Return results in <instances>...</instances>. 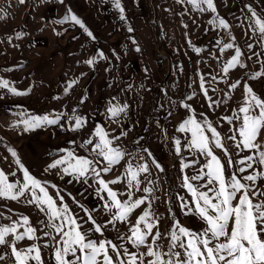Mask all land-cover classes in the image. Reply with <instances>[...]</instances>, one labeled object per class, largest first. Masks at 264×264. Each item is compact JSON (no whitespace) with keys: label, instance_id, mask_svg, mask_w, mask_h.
<instances>
[{"label":"rangeland","instance_id":"obj_1","mask_svg":"<svg viewBox=\"0 0 264 264\" xmlns=\"http://www.w3.org/2000/svg\"><path fill=\"white\" fill-rule=\"evenodd\" d=\"M120 4L123 13L113 0H0V78L26 93L14 95L0 88V170L10 181H23V170L9 151L14 150L58 205L59 197L63 198L70 213L82 223V230L92 227L84 223L87 217L83 209L105 226L103 235L88 233L90 239L111 240L133 252L147 249H136L126 238L119 237L129 234L131 224L150 205V211L159 218L161 236L157 245L161 252H168L174 221L197 233L206 227L198 215L186 214L181 205L191 200L183 177L206 171L204 165L209 158L189 146L191 132L179 131L180 124L194 117L205 130L206 121L217 129L228 155L223 149L214 148V152L225 165L226 176L240 167L236 161L250 154L238 150L235 142L228 139L235 134L239 122L229 123L225 117L236 115L234 110L243 103L244 83L264 99V76L253 78L255 73L264 72V54L253 56L254 52L264 53V47L249 29L251 12L246 7L251 5L258 16L264 17V0H214L215 12L195 9L188 0H120ZM69 10L83 22V28L64 19ZM217 18L226 20L229 28L219 27ZM18 33L23 35L17 39ZM226 43L241 50L240 62L244 65L228 73L223 72V67L235 54V48L221 51ZM249 43L255 45L251 50ZM90 59L94 61L92 65L86 63ZM201 77L207 96L201 88ZM237 80L240 85L231 88L230 84ZM113 106L125 110L111 118L108 109ZM29 115L60 119L55 125L24 131L19 122ZM74 117L86 121L83 127L73 130ZM97 126L103 127L109 138H116L113 146L125 153L111 171L101 173L102 178L110 181L122 177L119 183L110 185L122 201L128 199L129 191L133 199L148 197L127 222L107 223L112 219L104 208L108 197L106 192L98 191L100 186L94 176L77 178L64 174L62 166L49 168L66 154L61 150L100 159L90 146L81 147L90 137L98 142L92 136ZM176 140L180 141L179 154ZM258 140L264 145V135ZM129 162L133 167L148 166L147 173L139 174L140 191L128 187L125 170ZM184 164L188 167H182ZM205 182L193 184L199 187ZM256 185L264 189V178H258ZM145 187L152 189L151 193L143 192ZM21 216L29 218L39 239L18 241L17 247L39 244L43 264H55V241L60 237L45 227L49 223L47 215L24 197L17 201L0 198V225H10ZM45 232L50 234L45 236ZM7 239L11 243L12 237ZM176 251L183 253L179 248ZM0 256L4 257L0 264H14L7 245H0ZM148 259L151 257L145 258Z\"/></svg>","mask_w":264,"mask_h":264},{"label":"snow or ice","instance_id":"obj_2","mask_svg":"<svg viewBox=\"0 0 264 264\" xmlns=\"http://www.w3.org/2000/svg\"><path fill=\"white\" fill-rule=\"evenodd\" d=\"M19 2L24 3V0H19ZM113 3L123 13L124 9L120 0H113ZM188 3L202 12L216 11L214 0H188ZM246 7L251 12L249 19L252 22L249 29L257 36V43L264 47V17L258 16L255 10H252L251 5H246ZM123 18L121 16V19ZM64 19H70L75 24L84 27L83 22L76 15L71 14L70 10ZM217 20L219 27L229 28L226 20L223 18H217ZM62 22L58 21V23ZM210 23H216V21H210ZM87 34L89 37L93 36L90 31ZM21 35L23 34L18 33L16 38H20ZM8 39L11 40L12 37L10 36ZM254 47V44H248L250 50ZM231 48H235V54L223 67L224 73H228L237 66H244L240 62L241 50L232 43L224 44L221 51ZM196 51L199 52L200 49H196ZM262 54L264 53L254 52L253 56L259 57ZM251 58L250 56L249 59ZM86 63L92 65L94 61L90 59ZM259 76H264V72L255 73L253 78ZM240 83L241 81L237 80L230 84V87L236 88ZM0 88L8 90L14 95L26 94L24 91L10 86V82L2 78H0ZM201 88L204 89L202 77ZM243 88V103L238 110H234L236 115L225 117V119L229 123L239 122V126L235 128V134L229 136L228 139L235 142V147L238 150H247L250 154L242 156L235 162L240 167L231 176L225 175V165L214 152V148L223 149L224 154L228 155L220 133L211 123L205 122L207 124V130H205L204 125L194 117H190L179 126V131L191 132L189 146L209 158L204 165L206 171L202 169L201 173L197 175L183 177L184 186L190 193L191 200L181 205L186 210V214L198 215L206 227L202 232L197 233L181 226L179 221H174L170 231L168 252H161L157 245L161 236L158 227L159 218L150 211V205L136 218L135 223L131 224L128 230L129 234L126 237H119L120 240L126 238L128 243L136 249L141 246L146 247L145 252L129 251L124 244H117L111 240L90 239L88 233L95 232L103 235L105 226L98 224L92 213L83 209L87 217L84 223H91L92 227L82 230V223L74 214L70 213V209L62 202L63 198L59 197L61 203L58 205L56 198L49 194L39 179L30 174L12 149H9L11 155L16 157V164L23 170V181H10L8 175L0 170V198L17 201L24 197L28 204L35 205L40 212L47 215L49 223L45 227L55 231L60 237L55 241L56 246L53 253L55 264H264V200L259 199L264 197V189H260L256 185L258 178H264V145L258 140V137L264 135V99L257 97L247 83H244ZM204 94L207 96V89H204ZM183 107L189 108L190 105L183 104ZM124 110V107L113 106L108 109V112L111 118H116ZM59 119L60 116L49 118L48 115H29L19 123L24 125V131H30L44 125H55ZM74 121L73 130L83 127L86 123L80 117H74ZM208 133L211 135L209 136ZM92 136L97 138L98 142L94 143L93 138L90 137L84 141L81 147L90 146L91 152L100 159L77 156L73 151L61 150L66 154L56 159L49 165V168L62 166L64 174L76 175L77 178L94 176L100 186L98 191L106 192L108 197L104 208L112 214V219L107 223L127 222L128 217L137 208L146 204L148 197L142 196L133 199V193L129 191L128 199L122 201L119 198L118 193L110 185L119 183L122 177L118 176L113 180L106 181L102 178L101 173L111 171L112 166L118 164L125 153L113 146V139L116 138H109L103 127L97 126ZM237 136L239 142H236ZM175 147L179 154L181 151L179 140L175 141ZM232 162L229 158V163ZM153 163L156 162L153 161ZM254 165H259L260 168H254ZM156 167L161 168L158 163H156ZM182 167H188V165L184 164ZM148 171L147 164L133 167L129 162L125 170V175L129 177V189L135 188L140 191L139 174ZM246 172L247 175H242ZM193 181L206 182L198 187L194 186ZM151 191L150 188H143L145 193H151ZM113 209H115L114 212ZM21 228L23 231H20ZM36 232L37 229L31 225L27 216L18 217L10 225H0V245H7L11 248L14 264H32V262L43 264L39 244H32L24 249L17 247L18 241L39 239ZM49 234V232L44 233L45 236ZM8 236L12 237L11 243L7 239ZM149 238H151V243H149ZM53 239L55 240V237ZM47 246L49 245H45V247ZM177 248L182 249L183 253L176 251ZM110 253H114V256ZM182 255L183 259H181ZM146 257H151V259L146 261ZM3 258L0 256V259Z\"/></svg>","mask_w":264,"mask_h":264}]
</instances>
